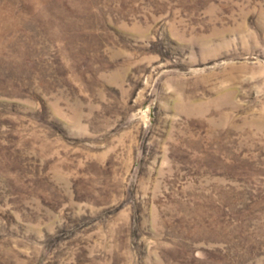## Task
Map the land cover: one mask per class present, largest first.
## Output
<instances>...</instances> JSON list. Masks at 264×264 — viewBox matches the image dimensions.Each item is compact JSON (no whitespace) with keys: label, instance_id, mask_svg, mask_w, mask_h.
I'll list each match as a JSON object with an SVG mask.
<instances>
[{"label":"rangeland","instance_id":"374dc122","mask_svg":"<svg viewBox=\"0 0 264 264\" xmlns=\"http://www.w3.org/2000/svg\"><path fill=\"white\" fill-rule=\"evenodd\" d=\"M0 264H264V0H0Z\"/></svg>","mask_w":264,"mask_h":264}]
</instances>
